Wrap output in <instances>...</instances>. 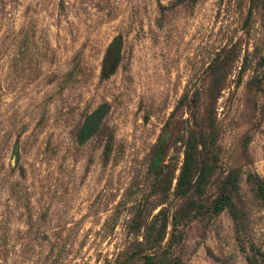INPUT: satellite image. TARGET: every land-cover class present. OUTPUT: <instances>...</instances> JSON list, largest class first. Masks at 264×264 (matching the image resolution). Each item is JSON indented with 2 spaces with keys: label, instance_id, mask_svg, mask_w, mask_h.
Returning <instances> with one entry per match:
<instances>
[{
  "label": "rangeland",
  "instance_id": "rangeland-1",
  "mask_svg": "<svg viewBox=\"0 0 264 264\" xmlns=\"http://www.w3.org/2000/svg\"><path fill=\"white\" fill-rule=\"evenodd\" d=\"M189 142L205 173L181 197ZM250 174L264 180V0H0V264H264Z\"/></svg>",
  "mask_w": 264,
  "mask_h": 264
},
{
  "label": "trees",
  "instance_id": "trees-1",
  "mask_svg": "<svg viewBox=\"0 0 264 264\" xmlns=\"http://www.w3.org/2000/svg\"><path fill=\"white\" fill-rule=\"evenodd\" d=\"M120 40L116 39L109 47L108 54L104 59L103 73L109 74L114 66L115 59L117 57L118 49L120 47ZM105 112L104 108H98L91 116H89L79 133L80 141H83L91 132L93 123L95 119L100 118ZM109 148V147H107ZM164 141H160L154 149L153 158L151 162L152 171L161 175V159L163 155ZM195 152L191 143L189 142L186 145L184 151V158L181 168L179 170V175L176 179V192L181 197L188 196L191 192L200 193L202 188V181L204 178V167L200 165L197 174L193 173V166L195 162ZM239 173L238 171L230 172L225 178L219 195L215 198L212 204L213 214H219L225 209H231L232 207V194L238 186ZM248 180L255 186L257 191V196L264 200V180L257 174H250ZM233 216L236 214L233 212ZM144 264H149V261L146 257ZM249 264H258L257 259L254 257L249 259Z\"/></svg>",
  "mask_w": 264,
  "mask_h": 264
}]
</instances>
